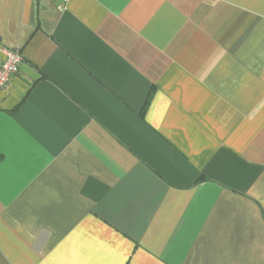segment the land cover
<instances>
[{"label":"crops","instance_id":"1","mask_svg":"<svg viewBox=\"0 0 264 264\" xmlns=\"http://www.w3.org/2000/svg\"><path fill=\"white\" fill-rule=\"evenodd\" d=\"M0 264H264V0H0Z\"/></svg>","mask_w":264,"mask_h":264},{"label":"built area","instance_id":"2","mask_svg":"<svg viewBox=\"0 0 264 264\" xmlns=\"http://www.w3.org/2000/svg\"><path fill=\"white\" fill-rule=\"evenodd\" d=\"M66 5L69 0H52ZM4 58L0 64V87H5L11 78L19 72V68L24 61L22 52L19 49H4Z\"/></svg>","mask_w":264,"mask_h":264}]
</instances>
